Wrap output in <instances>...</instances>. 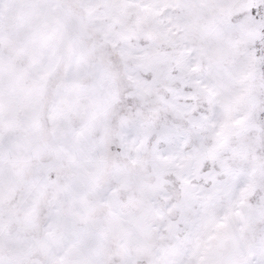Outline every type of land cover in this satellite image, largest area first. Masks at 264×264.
<instances>
[{"label":"snow or ice","instance_id":"obj_1","mask_svg":"<svg viewBox=\"0 0 264 264\" xmlns=\"http://www.w3.org/2000/svg\"><path fill=\"white\" fill-rule=\"evenodd\" d=\"M0 264H264V0H0Z\"/></svg>","mask_w":264,"mask_h":264}]
</instances>
